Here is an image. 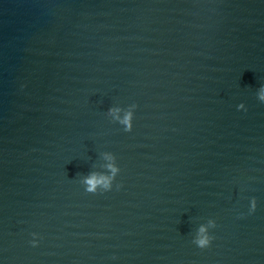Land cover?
<instances>
[{
  "label": "water",
  "instance_id": "1",
  "mask_svg": "<svg viewBox=\"0 0 264 264\" xmlns=\"http://www.w3.org/2000/svg\"><path fill=\"white\" fill-rule=\"evenodd\" d=\"M261 86L264 0H0V264H264Z\"/></svg>",
  "mask_w": 264,
  "mask_h": 264
},
{
  "label": "clouds",
  "instance_id": "2",
  "mask_svg": "<svg viewBox=\"0 0 264 264\" xmlns=\"http://www.w3.org/2000/svg\"><path fill=\"white\" fill-rule=\"evenodd\" d=\"M258 99L264 101V86L258 91ZM133 106H129L128 109L121 110L119 107H110L108 109L109 114L113 116L114 119L118 120L123 126L125 131H129L132 128L133 120ZM244 105L238 104L237 109H243ZM122 113V114H121ZM105 160L107 161L105 167L108 169L107 173L100 172H89L87 175L81 178V182L84 185V190L87 192H97L98 190L107 191L112 188V182L116 174L120 171L119 167L113 162L114 157L110 153H104ZM256 209V200L254 197L249 199L248 212L251 213ZM243 215V213H240ZM214 222L209 220L207 224H200L196 229L193 236V243L199 248H206L210 245L213 235L209 232V227L212 226ZM33 237L36 233L32 234ZM38 241L34 238L30 241L31 244L35 245Z\"/></svg>",
  "mask_w": 264,
  "mask_h": 264
}]
</instances>
